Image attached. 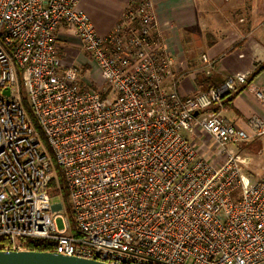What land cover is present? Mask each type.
Listing matches in <instances>:
<instances>
[{"label":"built area","instance_id":"2783aa9c","mask_svg":"<svg viewBox=\"0 0 264 264\" xmlns=\"http://www.w3.org/2000/svg\"><path fill=\"white\" fill-rule=\"evenodd\" d=\"M79 2L0 0L5 250L23 249L26 237L109 264H264V174L246 175L236 149L264 137V114L242 127L210 110L249 76L184 96L185 68L159 35L150 0H131L106 36ZM61 26L78 36L103 89L82 85V69L63 63ZM254 92L264 108V89ZM198 129L210 138L203 146L190 139ZM49 193L63 202L46 210Z\"/></svg>","mask_w":264,"mask_h":264},{"label":"crops","instance_id":"0c3cea01","mask_svg":"<svg viewBox=\"0 0 264 264\" xmlns=\"http://www.w3.org/2000/svg\"><path fill=\"white\" fill-rule=\"evenodd\" d=\"M130 1L80 0L79 8L91 18L98 34L106 36L115 28ZM150 1L159 35L185 68L181 77L182 95L208 91L228 75L245 73L249 76V84H238L210 110L242 127L248 126L249 118L255 113L264 114L254 92L256 88L264 89V0ZM57 35L60 57L65 65L74 64L81 69L94 67L100 73L71 29L61 26ZM204 54L209 57L212 68L202 60ZM205 78L207 81L202 83L201 79ZM190 139L197 146L210 140L200 129ZM259 145H264V137L236 146V149L242 155Z\"/></svg>","mask_w":264,"mask_h":264},{"label":"rangeland","instance_id":"374dc122","mask_svg":"<svg viewBox=\"0 0 264 264\" xmlns=\"http://www.w3.org/2000/svg\"><path fill=\"white\" fill-rule=\"evenodd\" d=\"M89 56V55H88ZM96 68H90V67H86L84 69H82L81 71V84L85 85L84 82L89 83L92 85L93 88H99V89H103V80L102 77L100 75V73L96 72L95 70ZM96 72V73H95ZM85 76V79L83 78ZM95 76V77H94ZM96 78V79H94ZM95 80H97L95 82ZM193 140H197L194 139ZM201 146H203L202 144H200ZM245 158V163L243 165V172L246 175H251L253 176V178H257L256 176H260L262 173H264V145H259L256 149H252V151H245L242 154ZM254 174V175H252ZM52 187L55 188V183L52 184ZM54 190V189H53ZM239 190H237L236 192H234V196L235 198L238 197ZM63 202V199L61 198V196L59 194L56 193H49L47 196V199L45 201H43L41 203V207L43 209L46 210H50L51 206L54 205L55 203H60ZM65 204V202H64ZM61 212L66 215V210L63 208V210H61ZM57 224L60 228L63 227V220L61 218H59L57 220Z\"/></svg>","mask_w":264,"mask_h":264},{"label":"water","instance_id":"95a60500","mask_svg":"<svg viewBox=\"0 0 264 264\" xmlns=\"http://www.w3.org/2000/svg\"><path fill=\"white\" fill-rule=\"evenodd\" d=\"M8 92V91H6ZM197 114V112L195 113ZM0 264H109L96 259L27 248L0 250Z\"/></svg>","mask_w":264,"mask_h":264},{"label":"trees","instance_id":"16d2710c","mask_svg":"<svg viewBox=\"0 0 264 264\" xmlns=\"http://www.w3.org/2000/svg\"><path fill=\"white\" fill-rule=\"evenodd\" d=\"M207 79H201L202 83H205ZM249 84V78L247 80V83L244 84V86ZM217 86V85H216ZM214 86V87H216ZM213 88V87H212ZM23 97V103L25 108L27 109L29 115L33 117L32 109L29 105V101L25 93L22 94ZM227 97V96H226ZM36 122V120H34ZM37 124V122H36ZM56 171L58 174V179L60 182V186L62 189L63 199L66 204L68 212L71 214V207L69 203V193L66 187V182L63 174V170L56 166ZM55 183V182H54ZM20 245L24 248L31 249V250H38V251H52L54 250V244L51 241L45 240V239H33V238H20ZM10 240L8 237L2 236L0 237V250H5L6 247L10 246Z\"/></svg>","mask_w":264,"mask_h":264}]
</instances>
